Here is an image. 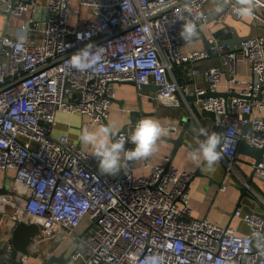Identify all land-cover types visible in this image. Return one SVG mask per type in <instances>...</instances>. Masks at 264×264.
<instances>
[{"label":"built area","instance_id":"built-area-1","mask_svg":"<svg viewBox=\"0 0 264 264\" xmlns=\"http://www.w3.org/2000/svg\"><path fill=\"white\" fill-rule=\"evenodd\" d=\"M208 1L78 0L90 17L72 25L71 14L81 11L73 0H0L6 20L9 11L11 18L31 12L22 26L0 34V169L14 171V186L1 202L13 207L15 223H36L46 237L75 235L71 253L80 264H144L151 255L162 256L164 264H264V219L258 214L236 210L247 234L192 217L193 171L146 163L150 176H138L128 164L113 178L101 175L96 158L68 135L53 136L59 112L81 113L91 125L107 126L120 82H154L157 97L174 103L178 93L186 98L216 92L227 73L228 92L241 88V96L198 102L216 114L228 138L219 149L222 160L235 172L242 140L264 146V117L258 113L264 110V37L250 36L235 51H225L226 70L207 69V88L180 84L177 66L210 56L207 49L184 50L180 37L183 22H194L198 31L212 25ZM223 1L229 14L241 18L234 0ZM25 25L27 40L18 50L17 33ZM210 41L223 48L215 36ZM88 43L100 47L94 66L86 72L71 68L70 57ZM246 60L255 80L238 77ZM139 120L119 132L127 148H134L130 135ZM177 128L175 122L166 127L170 133ZM253 166L264 179V161ZM81 225L88 231L79 234ZM11 248L8 244L6 252Z\"/></svg>","mask_w":264,"mask_h":264},{"label":"crops","instance_id":"crops-1","mask_svg":"<svg viewBox=\"0 0 264 264\" xmlns=\"http://www.w3.org/2000/svg\"><path fill=\"white\" fill-rule=\"evenodd\" d=\"M261 4L254 7L251 17L236 18L227 12V6L223 0H209L205 6V11L211 19V26L204 27L203 31L210 38L215 36L218 41L233 37V32L236 31L239 37L261 35L264 37V0H260ZM218 6L223 7V11L217 13L215 9ZM73 8L80 9V12H75L70 16V23L75 25L80 18H89L88 9L81 7L78 0H73ZM31 16V12H26L22 16H12L8 26L20 27ZM222 19V21H218ZM7 20L0 17L2 26H6ZM211 42V41H210ZM184 50L191 49H206L202 39L184 42L182 44ZM231 50L229 46H223L222 49L212 47L210 56L198 62H190L179 65L174 70V75L177 81L182 85H198L208 87V81L205 75L207 69L213 66H218L226 70L223 60L225 51ZM238 77L242 80H255L256 75L251 69L249 61H243L239 64ZM149 84H156L151 82ZM229 77L225 73L223 79L217 89V92L228 94L231 98L233 95L228 91ZM116 97L112 102L110 116L107 126H111L113 133L117 134L125 128L132 126L134 121L144 118H150L158 121L164 128L170 123L178 125L175 133H170L163 136L158 142V150L146 159L138 161H129L121 168L120 175L128 164L132 165L134 174L138 176H150V164H169L178 168L188 169L194 172L189 188V200L192 207V217L196 219H208L211 222L220 226H231L236 229L239 234H247L249 231L248 225L240 218L235 216L237 209H244L247 198L242 199L243 206H239L242 198V187L247 184L250 176L254 173L253 162L255 159L238 151V155L234 161L235 172H229L227 165L221 159L214 167V170H207L206 166L201 164L197 167L187 159L186 149L189 147L198 146L199 142L204 139L198 134L201 127L210 132L221 133L222 127L217 121V116L213 112H208L202 109L199 105V99L193 103V106L180 93L177 94L174 103L156 101L153 96L152 88H142L136 83L120 82L117 84ZM241 88L236 89L235 94H241ZM259 115L264 117V110L258 111ZM190 116L195 121V128H186L185 119ZM97 126L90 124V118L81 113L69 114L59 112L57 114V124L53 133L54 137L61 134H66L82 149L89 154L92 153V148L81 142L80 137L84 129L89 131L96 130ZM183 133L182 141L175 150V139ZM132 148H128L130 150ZM264 161V154H263ZM123 163V162H122ZM117 175V176H118ZM14 171L0 169V188L7 186L9 189L14 186ZM116 177V176H111ZM226 186L224 189L223 187ZM249 189L255 193L264 203V179L257 177L255 174ZM3 196L0 195V211L1 225L6 231L4 237L11 240L14 229L18 223H15L11 215L14 211L11 205H4L1 202ZM257 211H261L259 207ZM85 229L81 225L78 229L79 234ZM75 235L65 237V233L60 232L54 237H46L39 235L30 244L29 254L20 253L19 258L22 264H44L52 256L68 257L78 243ZM53 264H61L55 262ZM67 264H80L79 260L72 258Z\"/></svg>","mask_w":264,"mask_h":264},{"label":"clouds","instance_id":"clouds-1","mask_svg":"<svg viewBox=\"0 0 264 264\" xmlns=\"http://www.w3.org/2000/svg\"><path fill=\"white\" fill-rule=\"evenodd\" d=\"M234 13L238 17H251L256 0H234ZM222 6H218L215 11L222 12ZM179 19H183L180 17ZM28 28L25 25L17 33V49L23 50V45L27 40ZM180 37L185 42H191L198 37V29L194 22L187 21L182 23ZM100 55V47L88 43L82 49L75 52L68 63L71 68L80 72L90 70L96 63ZM168 134L158 121L144 118L139 120L130 135V142L134 148L125 149V139L123 136L115 138L111 126H100L94 131L84 129L80 140L83 144L92 148L91 155L98 161V169L101 175L117 176L124 164L129 161L146 159L158 150V142L163 136ZM198 134L204 139L196 147L186 149L187 159L197 167L205 165L207 170H214L215 165L223 158L219 150L228 139L224 134L210 132L201 127ZM123 162V163H122ZM144 264H164V259L159 255L148 256Z\"/></svg>","mask_w":264,"mask_h":264},{"label":"water","instance_id":"water-1","mask_svg":"<svg viewBox=\"0 0 264 264\" xmlns=\"http://www.w3.org/2000/svg\"><path fill=\"white\" fill-rule=\"evenodd\" d=\"M7 15H8V18H7L5 28L8 27L9 20L11 18V11H9L7 13ZM249 37L250 36L239 37L237 32L234 31L232 38L219 40L218 45L229 46L231 50L235 51L238 48V45L241 42H243L244 40L248 39ZM197 39L203 40L205 48L207 50H210L212 47L215 46L214 43L209 41V38L204 33L203 29H200L198 31V37L195 38L194 40H197ZM184 42L185 41H183V43ZM63 58H65V57H61L57 61H60ZM131 83H135V82H131ZM140 87L152 88L153 96H154L155 100L156 101L160 100L157 97V91L159 89L158 84H141ZM0 90H2V89H0ZM232 95L241 96L240 94H235V93ZM209 96H222L225 98L229 97L228 94H222V93L216 91V92H207L205 95H201V96H197L196 94L188 95L186 97V100L190 103L191 106H193V103L195 101H197L198 99H201L204 97H209ZM160 101L163 102L162 100H160ZM182 118H184V116H182ZM184 119H185V123H186V128H189V126L192 128L193 127L195 128L196 123L194 120H192V118L190 116H186ZM135 122H136V120L134 121V123ZM251 128H252L251 125H248L246 127V130H251ZM118 135H119V133L114 134L115 138L118 139ZM182 137H183V133H181L179 135V137L173 141L175 143V150H174L175 152L177 150L178 145L182 141ZM125 149L128 150L127 146H125ZM239 151L244 152V153L252 156L255 159V161H257V162L263 161L264 146L263 147H255V146L249 144L246 140H242L240 143V146H239ZM169 165H171V163H169L168 166ZM254 174H255V172L250 176L249 180L247 181V184L244 185L241 189L242 190V198L239 202V206H241V207L243 206L242 199L244 197H246L247 198V200H246L247 206H245L244 209L247 212H254L264 219V203L259 199V197L255 193H253L249 189V185H251V183H252ZM8 191H9V188L7 186H4V187L0 188V195H4ZM257 207H259L261 209V211H257L256 210ZM1 215H2V212L0 211V219H1ZM1 224L2 223L0 221V264H22V261H21L22 259L19 258V254L20 253L25 254V255L29 254L30 244L41 233L40 226L36 223L28 224L26 222H19L17 227L14 229L11 240H10V239H7L4 237L6 230L4 228H2ZM87 231H88V229H85L84 232H87ZM8 244H11L12 248L9 252H6V247ZM72 258H73L72 253H70V255L68 257H65L64 255L52 256L46 262H44V264H53L55 262H59L61 264H67L69 262V260H71Z\"/></svg>","mask_w":264,"mask_h":264},{"label":"rangeland","instance_id":"rangeland-1","mask_svg":"<svg viewBox=\"0 0 264 264\" xmlns=\"http://www.w3.org/2000/svg\"><path fill=\"white\" fill-rule=\"evenodd\" d=\"M1 24L2 23H0V34L3 33V31H4L5 27H6V26H2L3 24L2 25ZM9 27H11V26H9Z\"/></svg>","mask_w":264,"mask_h":264}]
</instances>
